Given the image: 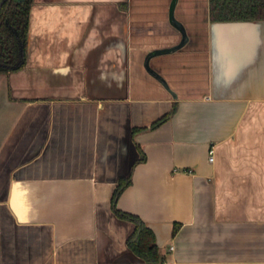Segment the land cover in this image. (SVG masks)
Instances as JSON below:
<instances>
[{"label": "crops", "instance_id": "obj_1", "mask_svg": "<svg viewBox=\"0 0 264 264\" xmlns=\"http://www.w3.org/2000/svg\"><path fill=\"white\" fill-rule=\"evenodd\" d=\"M25 56L0 74V264L143 263L123 180L164 264H264V20L35 0Z\"/></svg>", "mask_w": 264, "mask_h": 264}, {"label": "trees", "instance_id": "obj_2", "mask_svg": "<svg viewBox=\"0 0 264 264\" xmlns=\"http://www.w3.org/2000/svg\"><path fill=\"white\" fill-rule=\"evenodd\" d=\"M34 1L0 0V74L19 71L25 65L30 12ZM210 15L213 21L264 20V0H210ZM20 45L22 58L17 63L20 59ZM170 117L171 114H168L160 118L152 127L164 123ZM130 182L123 180L112 200L115 213L135 224V229L127 242L128 246L143 260L140 264H164L154 232L140 217L122 213L117 209L118 198ZM176 232L177 226L174 228V233Z\"/></svg>", "mask_w": 264, "mask_h": 264}, {"label": "water", "instance_id": "obj_3", "mask_svg": "<svg viewBox=\"0 0 264 264\" xmlns=\"http://www.w3.org/2000/svg\"><path fill=\"white\" fill-rule=\"evenodd\" d=\"M184 43V40L182 41V44ZM181 44V45H182ZM180 46H178V47H175V48H172V49H170V50H175V49H178ZM170 50H167V51H170ZM157 53H159V52H157ZM21 58H22V45H20V59L18 60V62L17 63H19L20 61H21ZM166 86H167V84L166 83H164Z\"/></svg>", "mask_w": 264, "mask_h": 264}, {"label": "built area", "instance_id": "obj_4", "mask_svg": "<svg viewBox=\"0 0 264 264\" xmlns=\"http://www.w3.org/2000/svg\"><path fill=\"white\" fill-rule=\"evenodd\" d=\"M214 160V156H213V150L210 151V161Z\"/></svg>", "mask_w": 264, "mask_h": 264}]
</instances>
